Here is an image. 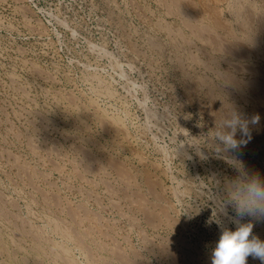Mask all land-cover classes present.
<instances>
[{"label":"rangeland","instance_id":"obj_1","mask_svg":"<svg viewBox=\"0 0 264 264\" xmlns=\"http://www.w3.org/2000/svg\"><path fill=\"white\" fill-rule=\"evenodd\" d=\"M254 179L264 0H0V264H211Z\"/></svg>","mask_w":264,"mask_h":264},{"label":"clouds","instance_id":"obj_2","mask_svg":"<svg viewBox=\"0 0 264 264\" xmlns=\"http://www.w3.org/2000/svg\"><path fill=\"white\" fill-rule=\"evenodd\" d=\"M259 121V116H253L252 123ZM231 129L227 133H217L218 138L231 150L238 149L246 143L237 141L235 135L239 128L242 135L249 134L248 121L242 119L238 112H233L232 118L226 122ZM243 198L238 200L236 215L243 219L252 217L264 221V183L252 180L243 188ZM235 230L222 228L215 247L211 253V264H247V258L259 259L264 264V241L253 235V223H241L234 220ZM211 221L206 225L210 226Z\"/></svg>","mask_w":264,"mask_h":264}]
</instances>
